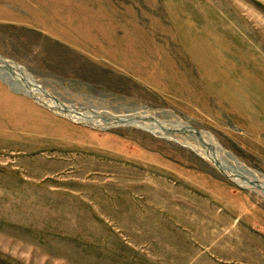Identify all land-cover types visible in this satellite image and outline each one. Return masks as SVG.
<instances>
[{"label":"rangeland","instance_id":"374dc122","mask_svg":"<svg viewBox=\"0 0 264 264\" xmlns=\"http://www.w3.org/2000/svg\"><path fill=\"white\" fill-rule=\"evenodd\" d=\"M0 63V264H264V0H0Z\"/></svg>","mask_w":264,"mask_h":264},{"label":"bare ground","instance_id":"6f19581e","mask_svg":"<svg viewBox=\"0 0 264 264\" xmlns=\"http://www.w3.org/2000/svg\"><path fill=\"white\" fill-rule=\"evenodd\" d=\"M1 64V63H0ZM129 118V117H128ZM96 126L97 125H99V124H95ZM102 127H105V125H103ZM232 181V180H231ZM235 181H237V182H239L240 183V180L237 178V179H235ZM252 182V181H251ZM246 183H249V184H251L250 182H246ZM264 189V188H263Z\"/></svg>","mask_w":264,"mask_h":264}]
</instances>
